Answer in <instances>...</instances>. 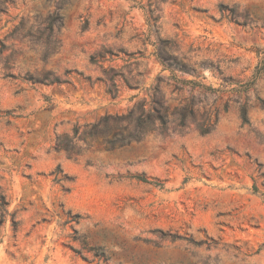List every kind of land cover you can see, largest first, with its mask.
<instances>
[{"label": "rangeland", "instance_id": "1", "mask_svg": "<svg viewBox=\"0 0 264 264\" xmlns=\"http://www.w3.org/2000/svg\"><path fill=\"white\" fill-rule=\"evenodd\" d=\"M262 68L264 0H0V264H264Z\"/></svg>", "mask_w": 264, "mask_h": 264}, {"label": "trees", "instance_id": "2", "mask_svg": "<svg viewBox=\"0 0 264 264\" xmlns=\"http://www.w3.org/2000/svg\"><path fill=\"white\" fill-rule=\"evenodd\" d=\"M63 20H64V18H63V15H61V14L49 15V17H48V24H49L48 31H54V25L55 24L62 26ZM21 25H22V23L15 28V31H18V29L21 27ZM263 71H264V68H262L261 72H263ZM261 72H260V70H257L256 75L259 76V74ZM32 80H35L34 81L35 84L40 83V84H51L52 85V84H58L61 82L58 78H52L50 73H47L42 79L38 78V79H32ZM253 85H254V82L249 83L247 90H249ZM242 117H243V120L245 122H248L247 110L245 108L243 109ZM137 178L139 180L144 181V182H149L143 176H141V177L138 176ZM8 207H9V202H8L7 198L5 196H1L0 197V213H1L0 227L10 217L11 221H12L11 226H12L14 231H17V229L19 227V221L17 220V211L10 212ZM78 217H79V215H78Z\"/></svg>", "mask_w": 264, "mask_h": 264}]
</instances>
